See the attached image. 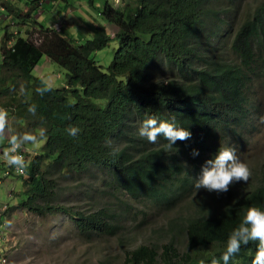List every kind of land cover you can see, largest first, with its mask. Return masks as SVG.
<instances>
[{
    "label": "trees",
    "instance_id": "obj_1",
    "mask_svg": "<svg viewBox=\"0 0 264 264\" xmlns=\"http://www.w3.org/2000/svg\"><path fill=\"white\" fill-rule=\"evenodd\" d=\"M220 1L230 2L232 10L218 9ZM238 1L127 0L114 6L106 0L97 16L107 23L88 14L79 25L88 30L87 39L75 43L69 30L42 23L49 7L70 5L68 0H0L1 20L17 27L32 22L40 31L34 39L33 29L23 35L6 26L1 45L2 108L27 122L28 132L45 127L46 143L28 165L27 199L21 206L67 218L86 236L113 234L116 226L104 210L88 213L57 204L59 187L52 173L97 170L133 197L173 203L194 186L221 146L243 149L264 124V0L235 29L230 16ZM96 2L85 0L93 12ZM114 39L119 46L105 67L94 55ZM45 55L67 69L69 78L62 88L47 84L50 90L41 95L37 89L45 87V80L34 70ZM155 69L170 76L157 79ZM30 105L36 106L35 115ZM147 118L174 121L192 137L171 149L163 137L149 143L138 134ZM69 127L80 131L73 137ZM193 150L199 155L194 157ZM250 170L249 183L240 187L244 192L232 196L230 190L214 213L203 209L206 203H195L197 211L182 228L186 250L173 242L141 246L125 264H212L213 259L223 264L228 238L248 208L264 211V163ZM257 245L242 246L230 264H252Z\"/></svg>",
    "mask_w": 264,
    "mask_h": 264
},
{
    "label": "rangeland",
    "instance_id": "obj_2",
    "mask_svg": "<svg viewBox=\"0 0 264 264\" xmlns=\"http://www.w3.org/2000/svg\"><path fill=\"white\" fill-rule=\"evenodd\" d=\"M68 1L70 5L61 2L59 7H49L50 9L48 8L42 14L43 25L61 26L60 28L69 30L67 35L72 37L75 43H83L87 39L84 36L88 30L79 25L84 17L83 22H86L85 15L92 14L99 19V22L107 23L97 16L98 11L105 6L106 0H96L94 12L91 6L85 4V0L82 1V5L78 0ZM258 1L241 0L234 5L235 13L230 18L235 29L241 21L245 20L247 13L256 6ZM22 6L25 7L23 4ZM217 8L231 11L232 4L228 1H220ZM2 14L5 12L0 10V17ZM73 19L78 20L74 28L69 27L68 25L71 24L66 22ZM59 22L62 24L59 25ZM34 25L31 22L17 27L10 20L0 19V73L1 45L6 26L14 32L22 30L23 35L27 30L33 29V38L37 39L40 31L36 30ZM118 46V41L114 39L105 49L96 52L94 56L98 63L105 67L109 66ZM155 71L157 79H167L170 76L167 70L162 74L160 69ZM34 74L41 76L49 86L56 88L66 86L69 78L67 69L51 61L46 55L34 70ZM2 107L0 103V109H4ZM7 113L8 130L14 135L22 136L24 133H32L39 137L41 132H45V127L39 128L37 133L28 132L27 122L20 121L22 119L12 111ZM137 128L135 126L134 131ZM45 142L46 139L43 138L38 145L31 143L23 145L26 146L32 158L37 153H41ZM237 155L249 168L264 163V124L254 130L250 142L245 143L244 148L237 151ZM52 176L57 180L59 187L57 204L73 206L88 213L104 210L116 226L115 232L86 236L77 231L67 218L56 219L50 214L38 215L23 208L21 205L27 199L26 176L14 174L5 176L4 169L1 167L0 215L4 214L6 217L0 220V255L6 257L4 264H125L126 256L131 251L141 246L161 248L168 242H173L179 250L184 251L187 249L188 237L182 228L187 217L197 211L196 206L199 204L195 203L198 201L206 203L203 204L205 206L203 209L214 213L221 205L220 197L225 199L230 194V190L232 196H238L244 192L240 187H246L249 183V181L234 183L230 186V190L221 196L204 189L196 193L193 186L184 191L173 203H165L146 196L133 197L124 189L112 184L97 170L80 174L61 170L57 174L52 173ZM243 189H249V186ZM6 206L8 209L4 211Z\"/></svg>",
    "mask_w": 264,
    "mask_h": 264
},
{
    "label": "clouds",
    "instance_id": "obj_3",
    "mask_svg": "<svg viewBox=\"0 0 264 264\" xmlns=\"http://www.w3.org/2000/svg\"><path fill=\"white\" fill-rule=\"evenodd\" d=\"M108 1L114 6H123L126 2H124V0ZM68 26L72 27L71 25ZM9 43L12 42L10 41ZM49 90L50 88L46 81L44 88L37 89L41 95ZM28 111L35 115L36 106L30 105ZM260 122L264 123V116L260 118ZM8 124L7 111L0 109V137H3L6 130L9 129ZM79 131L80 130L76 127H69L68 129L69 135L73 137H75ZM138 134L140 137L146 138L148 142L152 144L158 143V138L163 137L168 142L166 147L169 149H171L177 141H187L192 137L190 131L182 127L178 128L174 121H158L156 118L145 119L138 129ZM43 138V132L39 134V137L32 133H24L22 136L14 135L6 144L0 145V169L1 167L4 169L5 176L14 174L15 176L27 177L28 165L33 157L31 158L29 156L25 148L26 146L23 144L31 143L38 145L42 142ZM238 150L241 149L238 148L236 150L231 146H221L215 158L206 161L202 168V174L195 180L194 189L196 193L201 189L210 193H227L230 190V186L234 183L241 181L247 183L250 180L252 175L251 170L247 164L239 159L237 155ZM192 155L194 157L198 156V150H193ZM1 183L2 180H0V184ZM7 209L8 207L5 208L4 211ZM2 215H0L1 220L6 217L4 215L2 219ZM254 241H258V245L252 264H264V211H261L257 207H249L242 222L231 232L228 238L226 251L221 257L223 264H230L232 258L239 254L242 246H247L249 242ZM212 264H220V261L213 259Z\"/></svg>",
    "mask_w": 264,
    "mask_h": 264
},
{
    "label": "crops",
    "instance_id": "obj_4",
    "mask_svg": "<svg viewBox=\"0 0 264 264\" xmlns=\"http://www.w3.org/2000/svg\"><path fill=\"white\" fill-rule=\"evenodd\" d=\"M1 11H3L2 8H0ZM40 15V14H39ZM87 16V15H85ZM5 17V16H4ZM85 18V17H84ZM84 18H82L81 23L83 22ZM80 21V20H79ZM67 23H70L72 28L76 27V25L78 24V20L73 19L72 21H67ZM62 23L59 22V25H61ZM61 26H58L57 28H60ZM13 133L10 130H6L5 134L3 137H0L1 139V143L0 144H4L5 142H8L10 140V138L12 137Z\"/></svg>",
    "mask_w": 264,
    "mask_h": 264
},
{
    "label": "built area",
    "instance_id": "obj_5",
    "mask_svg": "<svg viewBox=\"0 0 264 264\" xmlns=\"http://www.w3.org/2000/svg\"><path fill=\"white\" fill-rule=\"evenodd\" d=\"M20 155H21V154H20ZM5 261H6V257L0 255V263L3 264V262H5Z\"/></svg>",
    "mask_w": 264,
    "mask_h": 264
}]
</instances>
